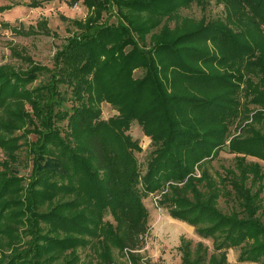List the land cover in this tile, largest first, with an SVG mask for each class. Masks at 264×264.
<instances>
[{
    "label": "trees",
    "instance_id": "16d2710c",
    "mask_svg": "<svg viewBox=\"0 0 264 264\" xmlns=\"http://www.w3.org/2000/svg\"><path fill=\"white\" fill-rule=\"evenodd\" d=\"M60 1L97 12L75 23L84 32L69 39L54 67L0 66V149L16 152L13 131L32 116L45 128L27 193L0 159V264H115L125 251L141 264L134 252L144 248V199L153 194L172 219L213 241L211 249L182 238V264H228L229 250L264 238V173L248 160L264 161V0H215L226 17L213 22L180 16L195 0ZM110 6L116 22L98 23ZM138 70L143 76L133 77ZM104 100L119 110L108 121L95 108ZM63 121L68 144L58 138ZM133 122L154 147L144 168ZM224 149L235 166L220 181L205 169L194 176ZM222 196L239 210L224 213ZM27 209L31 216L19 219ZM263 257L264 241L238 261L264 264Z\"/></svg>",
    "mask_w": 264,
    "mask_h": 264
},
{
    "label": "rangeland",
    "instance_id": "374dc122",
    "mask_svg": "<svg viewBox=\"0 0 264 264\" xmlns=\"http://www.w3.org/2000/svg\"><path fill=\"white\" fill-rule=\"evenodd\" d=\"M3 8L6 10L2 11ZM115 11V7L110 6L108 10L102 11L103 17L98 18L97 22H116ZM96 12V10L89 9L82 3L71 6L60 0H0V66L10 65L16 70L27 68L29 70L35 66L53 68L57 53L64 48L69 39L84 32V29L75 23H84L87 18L94 17L93 15ZM225 14L224 7L218 5L215 0H195L190 8L180 11V16L182 17L194 20H200L205 17L209 22L218 19L225 20ZM220 70L224 73L226 69L220 68ZM134 76L141 78L143 71L134 72ZM40 81H46V77L33 83L31 87L41 85ZM241 100L244 102L243 94H241ZM241 104L243 105V103ZM95 108L99 110L100 117L106 121L119 115L118 108L105 100L96 104ZM0 114H2L1 111ZM31 119L29 120V125L27 124L24 128L13 131V140L14 142L17 141L18 144L16 152L0 149L1 161L7 162L10 172L15 170L17 175L23 179L21 184L26 193L31 188L30 180L33 178L34 148L41 143V138L45 131V128L42 127L41 119L34 116ZM239 124L240 121L232 124V135L238 133L237 126ZM56 127H60L62 132L58 135V138L68 144L67 139L68 135L71 134V130L68 128L66 121L56 123ZM130 132L134 140H137L143 149L136 156L144 168L151 152L154 150L152 141L144 134L137 122H133ZM48 147L59 152L62 150L58 145L55 147L49 144ZM10 155L16 156L17 161L11 160L9 158ZM234 158L235 155L224 149L213 159L196 168L194 176L200 177L205 169L213 178L220 181L219 174L224 176L226 168L235 166ZM248 160L259 163L264 173V161L256 158H248ZM2 170L3 167L0 166V171ZM38 188L41 190V187ZM262 197L263 208L261 212L263 213L264 192ZM160 198L161 194H153L149 198L144 199V203L149 210V231L144 242V248L139 253L142 257L141 264H182L181 254L178 249L182 238L192 240L194 243L203 241L212 249V240L200 238L196 234L194 227L182 221L173 220L166 209L159 207ZM57 203L58 200L53 203H46L43 211L49 212L53 210ZM218 205L224 213L239 210L237 202L233 198H227V196H222ZM22 208L24 206L15 210L19 211ZM27 211H24L25 215L20 213L19 219L31 216V213L28 211L29 214ZM107 219L111 220V217H107ZM39 222L41 226H51L46 221L40 220ZM263 241L264 238L262 237L259 241L248 240L246 243L241 244L240 247L229 250L228 264H255L240 263L238 261L239 255L243 252V249H251ZM81 254L84 259L86 255L88 257V255L92 254V249L81 251ZM129 255L127 251L124 252V256L116 252L117 263L115 264H131Z\"/></svg>",
    "mask_w": 264,
    "mask_h": 264
},
{
    "label": "crops",
    "instance_id": "0c3cea01",
    "mask_svg": "<svg viewBox=\"0 0 264 264\" xmlns=\"http://www.w3.org/2000/svg\"><path fill=\"white\" fill-rule=\"evenodd\" d=\"M173 220H175V219H173ZM176 221V220H175ZM179 221V220H178ZM145 239H147V237L145 238ZM143 250V249H142ZM142 250H138V251H135L134 253L135 254H139V253H141V251ZM129 258V257H128ZM129 261H130V263L132 264V261H131V259L129 258Z\"/></svg>",
    "mask_w": 264,
    "mask_h": 264
}]
</instances>
